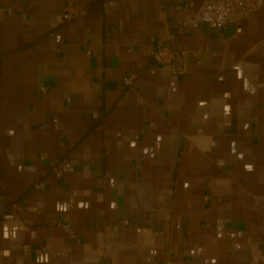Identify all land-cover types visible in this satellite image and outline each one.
<instances>
[{"label": "crops", "instance_id": "crops-1", "mask_svg": "<svg viewBox=\"0 0 264 264\" xmlns=\"http://www.w3.org/2000/svg\"><path fill=\"white\" fill-rule=\"evenodd\" d=\"M201 4L0 0V264H264V7L149 62Z\"/></svg>", "mask_w": 264, "mask_h": 264}, {"label": "built area", "instance_id": "built-area-1", "mask_svg": "<svg viewBox=\"0 0 264 264\" xmlns=\"http://www.w3.org/2000/svg\"><path fill=\"white\" fill-rule=\"evenodd\" d=\"M264 7V0H202L200 8L196 11H191L188 16L177 25L172 33V39L158 44L154 38L151 39V45L148 49L149 62L154 64H167L174 75H186L189 68V55L186 51H181L175 48L176 39L179 36L186 35L192 29L199 26H206L212 30H220L230 25H237L241 21L257 14ZM83 10L77 9L70 4L66 13L60 17L61 21H69L77 15L82 14ZM137 75H129L124 78L123 84L126 87H131ZM95 119L99 118L98 113L92 115ZM46 155L42 156L45 159ZM75 167L63 161L53 167L52 171L57 178H62L66 173H70ZM37 189H43L44 184L36 185ZM206 200L209 197H205ZM13 215H5V219H12ZM57 225L65 231L71 232L72 227L68 222L67 215L59 219ZM164 264H187L183 261H168Z\"/></svg>", "mask_w": 264, "mask_h": 264}]
</instances>
